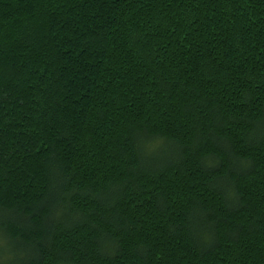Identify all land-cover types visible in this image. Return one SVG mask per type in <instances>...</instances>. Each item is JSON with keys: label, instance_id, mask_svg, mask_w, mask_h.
Returning a JSON list of instances; mask_svg holds the SVG:
<instances>
[{"label": "trees", "instance_id": "16d2710c", "mask_svg": "<svg viewBox=\"0 0 264 264\" xmlns=\"http://www.w3.org/2000/svg\"><path fill=\"white\" fill-rule=\"evenodd\" d=\"M0 264H264V0H0Z\"/></svg>", "mask_w": 264, "mask_h": 264}]
</instances>
